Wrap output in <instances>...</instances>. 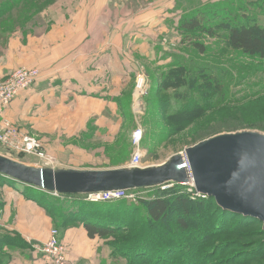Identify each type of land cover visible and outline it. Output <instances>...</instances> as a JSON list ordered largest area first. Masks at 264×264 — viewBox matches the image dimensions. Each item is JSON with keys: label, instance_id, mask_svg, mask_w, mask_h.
I'll use <instances>...</instances> for the list:
<instances>
[{"label": "rangeland", "instance_id": "1", "mask_svg": "<svg viewBox=\"0 0 264 264\" xmlns=\"http://www.w3.org/2000/svg\"><path fill=\"white\" fill-rule=\"evenodd\" d=\"M127 3L132 5L136 12L142 10L140 7L144 9L149 4L158 8L163 5L165 9L163 14L167 16L173 12L180 17L179 21L186 15L212 10L211 8H214L213 10L229 8L236 16L220 15L214 20L217 24H214L213 36L201 34L193 40L194 43L205 47L207 51L203 55L195 49L193 42L182 43L183 37L179 33L178 26L175 28V33H172L173 36L167 35L163 40L159 38L158 44L162 49L164 48L163 54L160 53L161 56L158 58H152L149 63H138L135 67V81L136 77L145 76L148 93L136 102L134 87L130 110L117 133L108 140L98 138V141H94V136H85L73 138L71 142L70 138H58L59 144L56 148L61 151L54 152L46 148L44 142L38 138L42 143V151L48 159L37 155L11 154L1 145L0 155L36 169L45 168L55 171L123 169L128 167L134 156L136 147L133 145V137L140 129L143 131V139L139 147L142 149V168H154L168 163L175 156L184 154L188 148L213 135L243 129L264 130V59L242 55L228 45L226 38L229 28L233 25L232 22L243 20L240 4L242 6L244 4L247 8L252 24L264 27V0H149L148 2L127 0ZM71 5L72 0H0V51L11 34L22 32L20 30L29 31L30 27L36 28L42 13L47 11L48 23H52L51 16L55 10H67ZM168 18L161 22H167ZM223 22H226L225 25L228 23L231 25L225 26ZM175 71L185 78L181 80L182 83L181 78H177L173 73ZM178 83L181 84L176 85ZM164 84H171L173 87L167 90L163 87ZM209 84L211 87H208ZM213 86L215 92L212 90ZM220 87L223 88L221 93H219ZM165 99L172 100V103L169 110L164 106L161 111L159 101ZM126 101L129 108V101ZM54 143L55 139H53ZM75 147L79 149L78 152L73 150ZM159 191L165 192V196L170 199L178 193L166 192L162 187H155L151 190L139 191L142 194L139 200L126 202L128 206L142 210L131 215L133 228L129 230H119L106 238L98 237L84 243L81 233L85 229L82 227L83 224L78 220H70L64 224V218L58 217V221L53 222L48 240L41 242L29 239L22 242L18 238L16 241L28 246L32 252L31 256L36 255L39 264H48V262L37 249L43 248L52 238L56 243L64 246L65 257L69 264L70 256L74 255L78 257L79 264H128L127 260L114 250L131 245L140 236L144 238L145 235L153 238L159 235L163 237L162 242L179 245L181 250L176 256L171 257L174 262L169 259V264H264V235L260 223H249L243 227L240 220L232 218L231 221L223 222L219 234H211L214 226L205 225L195 226L193 231L182 233L177 216L180 211L175 209L169 219L158 224L147 221L142 227L141 218L143 215L147 216L143 202L153 198ZM24 195L35 199L37 203L42 198L41 193L31 189ZM43 203H46V200H43ZM59 203L54 201L50 205L58 207ZM63 203L68 204L66 201ZM52 213L56 216L55 211ZM50 218L54 220L53 216ZM217 219L218 217L213 215L209 221L214 225V222L215 224L218 222ZM70 232L74 234L73 239L67 238ZM17 245L15 248H18ZM73 245L77 246L76 252L73 250ZM153 245L156 249L163 247L158 241ZM11 255V252L7 255L0 254V259L8 263L7 260H10ZM24 259H29L26 253Z\"/></svg>", "mask_w": 264, "mask_h": 264}, {"label": "crops", "instance_id": "2", "mask_svg": "<svg viewBox=\"0 0 264 264\" xmlns=\"http://www.w3.org/2000/svg\"><path fill=\"white\" fill-rule=\"evenodd\" d=\"M160 7L149 4L136 12L127 0H72L67 10L54 11L52 23L46 11L36 28L11 34L0 51V80L22 67L39 69L41 79L18 96L6 110V119L54 152L61 151L56 148L58 138L72 142L85 136H94V141L114 136L130 110L135 67L160 57L164 48L159 38L173 36L179 28L180 17L173 12L166 16ZM29 189L42 192L0 176V254L12 253L11 261L0 259V264H39L28 246L16 240L49 239L54 220L24 195ZM67 205L76 203L70 200ZM81 233L88 243L86 230ZM73 237L70 232L67 238ZM77 258L70 256V264H79Z\"/></svg>", "mask_w": 264, "mask_h": 264}, {"label": "water", "instance_id": "3", "mask_svg": "<svg viewBox=\"0 0 264 264\" xmlns=\"http://www.w3.org/2000/svg\"><path fill=\"white\" fill-rule=\"evenodd\" d=\"M0 176L58 195L193 185L224 211L261 223L264 233V132L260 130L212 136L154 168L55 171L31 168L0 155Z\"/></svg>", "mask_w": 264, "mask_h": 264}, {"label": "trees", "instance_id": "4", "mask_svg": "<svg viewBox=\"0 0 264 264\" xmlns=\"http://www.w3.org/2000/svg\"><path fill=\"white\" fill-rule=\"evenodd\" d=\"M211 9L212 10L194 12L192 14L186 15L184 19L180 21L178 30L183 37L182 43L186 44L188 41L191 44L193 40L198 38L201 34H209L213 36L215 33L214 24H217V22H214V20H216L217 17H220V15H227L228 17L236 16L231 13L229 8H223L222 10L221 8H218L217 10H213L214 8ZM240 11L243 12V20L233 21V25L230 23L227 24L231 25L226 35L227 43L233 50L240 52L246 57L264 59V27L257 24H252V21L250 20L251 18L247 14L248 10L244 4L243 6L240 4ZM223 24L225 25L226 22H223ZM193 44L195 49L198 50L199 54L203 55L206 53L207 50L204 46L194 42ZM173 73H175L177 78H181L180 81L185 79L180 76L181 73H178V71ZM210 83L213 85L212 82ZM211 84H209L208 87H211ZM167 85L164 84L163 86L167 90L173 87L171 84ZM214 87L215 86H213L212 90L215 92L216 90ZM221 91H223L222 87L219 88V93H221ZM171 101L172 100L170 99H165V101L160 100L159 109L162 111L163 107L165 106V108H168L169 110L170 103H172ZM260 131L264 132V130ZM166 192L178 193L173 195L174 198L170 199L165 196V192L159 191L153 196V198L143 202L146 208L147 216L143 215L141 218L143 220L141 221L142 227L146 225L147 221H151L153 224H158L162 221H165L166 219H169L170 214L173 213L172 211H175V209L180 211V214L177 216L178 224L181 227L179 229L182 231V233L193 231L195 226L200 227V225H205L206 227L214 226L213 230L210 232L211 234H219L222 225L224 224L223 222L231 221L232 218H237L238 221L240 220L243 227H246L249 223H259L252 218H246L231 212L224 211L217 205L214 199L208 198L204 200H192L190 194L184 186L177 185L172 190ZM40 193L42 198H40L38 204L45 208L50 216L54 217V221H57L58 217L62 219L64 218V224H67L70 220H78L84 225V228L86 229L87 235L90 239H96L98 237L106 238L111 236L116 231H126L133 228V224L130 220L131 215L137 211L142 212V210L138 207L128 206L126 203L127 201L125 200L109 203L90 204L85 201L84 195H59V197L56 199V197L52 196L50 193L44 191ZM62 199H64L66 202L68 201L69 203L70 200H72L74 203H76V205L66 206L63 201H60ZM32 200L37 202L35 199ZM43 200H46V203H43ZM54 201L58 203L60 202L58 207L50 205L54 203ZM53 211H55L56 216L52 215ZM213 215L218 217V222L216 224L214 222V225L209 221V218ZM262 235H264L263 231ZM139 238L136 239L131 245L124 246V248L121 246L119 249L114 250L116 253L119 252L118 254L122 255L127 260L128 264H169V259L171 262H174L172 260L173 258L171 257L173 255L176 256V253L181 250L179 245H170L168 242H162L163 237L161 238L159 235L154 236V238L153 236L150 237V235H145L144 238ZM157 241L163 246L160 249H156L153 245Z\"/></svg>", "mask_w": 264, "mask_h": 264}, {"label": "built area", "instance_id": "5", "mask_svg": "<svg viewBox=\"0 0 264 264\" xmlns=\"http://www.w3.org/2000/svg\"><path fill=\"white\" fill-rule=\"evenodd\" d=\"M41 79V71L37 68H18L4 80H0V145L3 146L11 154H29L46 158L42 151V143L36 136L26 134L17 125L6 119V110L13 104L18 96L29 89L38 85ZM135 84V101L147 95V80L145 76L136 77ZM143 139V131L137 130L133 137V145L136 147L135 153L127 168H142V154L140 144ZM176 184L161 186L164 191L172 189ZM184 186L192 199H207L202 196L193 187V185ZM140 190L134 191H111L106 193H98L85 196V200L90 203H109L121 200L137 201L141 198ZM55 197H59L56 193H50ZM38 253L43 254L48 264H69L65 257V248L62 244L52 240L43 248L37 249ZM60 255V256H59Z\"/></svg>", "mask_w": 264, "mask_h": 264}, {"label": "bare ground", "instance_id": "6", "mask_svg": "<svg viewBox=\"0 0 264 264\" xmlns=\"http://www.w3.org/2000/svg\"><path fill=\"white\" fill-rule=\"evenodd\" d=\"M201 200V199H200ZM86 201V200H85ZM87 202V201H86ZM87 203H90V202H87ZM90 204H99V203H90Z\"/></svg>", "mask_w": 264, "mask_h": 264}]
</instances>
